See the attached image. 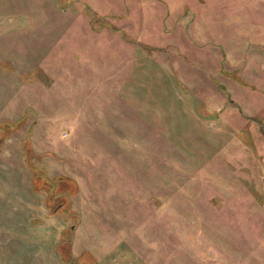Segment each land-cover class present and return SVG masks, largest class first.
<instances>
[{"label":"rangeland","instance_id":"1","mask_svg":"<svg viewBox=\"0 0 264 264\" xmlns=\"http://www.w3.org/2000/svg\"><path fill=\"white\" fill-rule=\"evenodd\" d=\"M0 264H264V0H0Z\"/></svg>","mask_w":264,"mask_h":264}]
</instances>
